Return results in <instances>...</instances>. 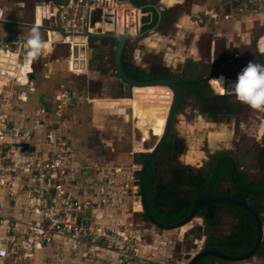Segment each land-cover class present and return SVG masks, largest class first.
Wrapping results in <instances>:
<instances>
[{
    "label": "crops",
    "instance_id": "0c3cea01",
    "mask_svg": "<svg viewBox=\"0 0 264 264\" xmlns=\"http://www.w3.org/2000/svg\"><path fill=\"white\" fill-rule=\"evenodd\" d=\"M48 1L50 0H46L43 3ZM67 1L63 0L62 4H66ZM124 1L126 9L130 10L132 6L141 9L142 12L149 15V17L142 19L144 20L142 24L149 25V27L146 31H143L141 28L139 33L135 34H141L137 38L138 41L148 36H144L148 30H153L149 34H152V36L161 34L159 36L163 44L169 43L172 45L177 43L181 53L177 54L175 52L176 56H173V58L175 57L173 60L176 63L188 61L193 64H190L191 67L189 69L192 74L189 77L174 75L178 77L176 79H179V77L180 79H187H182V82L198 78L200 82H204L205 78L210 77L212 78L210 84L217 87L214 79L224 76L226 77V81L230 82L231 85L236 80L230 79L229 81L227 79L231 71H234L238 76L240 71L250 61L264 64V0H254L253 2H249L248 0ZM40 4L36 3L34 5L32 18L35 6ZM119 4H121V0ZM0 12L2 13L0 26L10 27L9 29L13 33L7 38L5 36L6 33L0 31L2 36L0 40H9L17 35L26 36L30 34L32 29L31 22L5 20L4 9H1V6ZM154 17L156 23L150 26ZM166 26L170 28L161 32V29ZM185 36L191 39L188 45L191 48V54L189 52L184 54L183 52ZM254 40H257V42L255 43ZM128 42H126L124 49H126ZM250 46V49L254 52L251 53L254 55V58L249 54ZM124 49L122 54L123 62H125ZM53 50L54 48L50 52L37 57L42 64L44 62L47 63V74L45 76L43 74V77L41 76L43 80L41 79L40 81L38 73L33 70V74L30 75L33 76V78L30 77L31 83L22 88L25 92L24 99L15 100L12 106L5 107V114L10 121V126L17 130L21 128L30 130L31 137L26 142L29 146L27 151L33 152L34 155H39L42 158L48 157L55 149L48 140V135L55 137L58 134H62L63 138L73 146V158L70 165L75 168L74 175L72 176L74 182H67L63 187L67 195L78 199L87 208L85 217L88 220L103 224L133 221L143 233L144 239L140 244L141 256L143 258L167 264H186L195 252L205 247L207 240V233L205 232L207 231L204 220L198 216L191 223L183 226L184 228L181 227L170 231L156 229L147 223L142 214L138 182L135 185L131 184L124 176L125 174L132 173L138 181L136 174L138 172L140 155L144 154L147 156L146 153L149 152V148L153 145L154 139L158 135L157 130H161L164 123V119L158 117L155 113L147 112L146 114L149 115L146 116V120H150L149 123L153 121V124L158 125L150 127V131H147L146 129L149 126L144 129L146 126L144 117L138 114L136 117H138V121L142 125L136 126V130L134 123L136 122L134 121L135 110L132 105L137 103L146 104V94L143 92L150 90L165 91L164 95L166 99L170 98L172 100L171 95L166 94L168 88L162 87L164 90L136 89L121 83L118 86L120 88H114L112 91L115 94L114 97L117 98L108 99L109 101L100 104L98 103V98L94 96L104 93L106 88L105 83L109 79H113L115 83V79L110 76H103L95 70L94 72H88V74L85 72L86 75L83 74L87 79V83L84 86L79 85L78 82L71 79L62 80L61 83L57 82L59 78L57 81L53 78L49 80L47 78L52 76L50 74L53 69L50 67L51 63L47 59ZM203 50L205 52L204 56L202 55ZM164 56L167 58L169 53H165ZM88 57L90 58V52L88 53ZM35 64L36 62L34 61L33 68ZM200 64L215 65V68L212 69H215L216 73L199 76L198 73L201 72ZM39 73L42 74L41 71ZM115 76L117 77V75ZM213 76L217 77L213 78ZM208 80L207 82H209ZM91 83H96L98 91L95 92L89 89L88 85ZM124 87H127V90ZM62 89L76 92L75 102L64 106L58 116L49 115L46 118L41 117L48 120L50 124H43L37 128L33 127L32 121L38 115V110L44 106L51 107L54 96ZM8 90L9 87L6 88V91ZM138 90H143V92L140 94ZM185 90L187 89L183 88L179 91L182 97ZM218 93L221 94L219 89ZM41 96L43 98L40 101ZM103 100L105 99L101 101ZM127 109L129 110V114H126L125 118L128 117L126 120H129L132 126L129 135L130 147L126 151L115 152L112 141L101 137L105 129V119L100 110L120 113ZM132 110L133 121L131 118ZM240 110L241 108L233 111L232 114L210 115L206 111L202 112L200 108L198 115L190 120L180 122L184 128L183 133L176 135L177 138H172L176 149L173 147L167 151L162 149L147 174L150 208L159 221H164L165 223V219H168V212L174 207V205H169V197L171 198L172 194L178 196V189L181 190V193L187 192L189 188L199 190L201 181L208 177L211 168L210 164L214 157H220V159L214 164L213 169L216 165L219 166L223 162V159H228V162L231 164V174L233 175L236 172L241 182L249 187L246 189L248 195L243 202L260 209L261 211H258L262 212L261 216L264 218V120L261 119L259 122H256V119H251L254 122L251 124L253 135L247 134V137H251L252 145H258V148L255 153L254 150H251V153L247 154L244 149H239L236 145V137L238 138V131L240 130L238 129L239 126L233 125L231 120L232 118L235 119L234 113ZM153 115L155 118H152ZM205 117L208 119L205 120ZM220 119H226L227 123L220 121ZM161 121L163 122L162 126L160 125ZM242 121L238 119L240 129H243L244 123ZM177 127L181 126L177 125ZM93 132L97 133L99 141L95 145L86 144L88 136ZM155 134L156 136H153ZM138 142L142 143L145 151H138ZM1 143H3L4 147L0 148V157H5L8 160L17 157L16 145L10 144L9 140L1 141ZM100 144L103 145V151L105 152L101 151ZM168 152L172 153L168 158L170 172L167 180H161L157 177L155 170L157 169L158 161ZM113 172L114 174L110 175ZM196 172L199 174L198 178L184 175ZM249 173H254L253 175L250 174L252 178L249 176ZM211 174L212 172L209 177H211ZM232 175L228 177L224 176L221 183L214 190L212 189L213 192L215 194L235 196L236 192L240 189H237L235 186ZM104 177L112 178L116 183L128 184L129 187L126 190H122L119 198H116L112 204L102 208L89 206L91 202L89 197L96 192L94 185L98 184ZM180 178L186 181L185 185L182 186L177 183L180 181ZM223 181L227 183L226 186L228 188L226 190H222ZM55 183L56 179L54 176L46 178L41 183L42 188L47 192L43 200L30 198L32 183L28 175L22 172L18 173L14 183L16 194L14 197H10L5 191L0 190V237L7 238L19 234L32 239L33 231L37 230V226L42 223L43 219L41 215L33 213L29 207L44 209L52 204H58L60 202L58 198L49 195L50 193L54 194L53 186ZM83 189H86L87 192H84ZM246 198H251V201H247ZM261 244L263 247L262 252L247 261L224 262L211 258L205 259L199 264H264V235ZM24 264H118V256L114 251L105 247L55 236L52 243L35 250L32 258Z\"/></svg>",
    "mask_w": 264,
    "mask_h": 264
},
{
    "label": "built area",
    "instance_id": "2783aa9c",
    "mask_svg": "<svg viewBox=\"0 0 264 264\" xmlns=\"http://www.w3.org/2000/svg\"><path fill=\"white\" fill-rule=\"evenodd\" d=\"M117 8V0H68L66 4L61 5L48 1L35 6L31 26L39 29L46 43L42 54L50 52L55 45H63L68 53L67 70L74 75L83 73V70L73 68V61H79L80 58L74 59L72 51L74 47L79 46L89 50V38L83 35L85 30L92 33L117 32L129 36L141 30L143 26L141 20L146 18L147 14L131 6L130 22L126 17L128 9H124L123 16L119 18ZM1 16L0 12V18ZM95 18L99 19L94 20ZM100 24L109 27H100ZM28 36L17 35L9 40H0V148L4 147L1 141L9 140L10 144L16 145L18 152L17 157L12 160L0 157V190L14 197L16 195L14 183L18 173L22 172L28 175L32 183L30 198L43 200L47 192L41 183L46 178L54 176L56 179L53 186L54 194L49 195L56 196L60 202L44 209L29 207L33 213L41 215L42 223L33 231L32 239L19 234L7 238L0 237V249L6 253L0 256V264H24L32 258L35 250L52 243L55 236L108 248L117 254L118 264H167L147 260L141 256L140 244L144 239L143 233L133 221L103 224L88 220L85 217L87 208L78 199L66 194L63 185L74 182L72 176L75 168L70 165L73 146L62 134L55 137L48 135V140L55 149L46 158L34 155L30 151L20 154L19 144L29 141L31 131L11 127L4 109L12 106L15 100H23L25 92L22 88L31 83L30 75L33 74L34 60L27 57V50L24 47ZM84 61L88 63L86 55ZM43 66L46 67L47 63L44 62ZM166 94L172 97L169 89ZM76 96V92L72 90H60L54 96L51 107L44 106L38 110V115L32 121L33 127L50 124L41 117L60 115L64 106L75 102ZM131 118L133 121V110ZM20 157H23V162L18 163ZM113 174L114 172L110 175ZM124 176L131 184L135 185L138 182L132 173ZM128 187V184L116 183L112 178L104 177L94 185L96 192L89 197L91 200L89 206L102 208L112 204L119 198L122 190ZM84 192H87L86 189Z\"/></svg>",
    "mask_w": 264,
    "mask_h": 264
},
{
    "label": "rangeland",
    "instance_id": "374dc122",
    "mask_svg": "<svg viewBox=\"0 0 264 264\" xmlns=\"http://www.w3.org/2000/svg\"><path fill=\"white\" fill-rule=\"evenodd\" d=\"M46 0H1L0 6L1 9H4V17L5 20H15L19 22L21 21H29L32 19V10L34 5L37 4H42ZM56 5H61L63 3V0H50ZM120 0H117V5H118V17L120 18L122 15V12L124 9H126V5L124 4L125 1L121 0V4H119ZM124 2V3H123ZM126 17H128L129 21L132 22V17L130 16V11H126ZM3 18V17H2ZM99 18H95L94 20H98ZM144 20H141V23H143ZM201 26V24L199 23ZM106 26L107 28L109 27L108 25L100 24V27ZM0 31L2 33H6V37L9 38V35H12L11 30L9 29L10 27L8 26H0ZM169 26H166L165 28L161 29V32H163L166 29H169ZM167 33V32H164ZM161 35V34H159ZM152 36V34H148L147 37L144 39L138 41V39L129 41L126 45L125 51V63L127 66H136L137 68L141 69L142 71L148 73V74H159L162 75L166 72H169L171 75H182L183 77H189L192 73L191 70L189 69L191 67V63L188 61L182 62V63H176L174 61L173 56H176L177 54H180L179 47L177 46V43L174 44H163L161 41L160 36ZM0 37L1 34H0ZM258 39V38H257ZM137 40V41H136ZM191 39L189 37L185 36L184 37V54L189 52L191 54V48L188 46L189 42ZM255 43L257 40H254ZM254 43V44H255ZM115 41H106V42H100L98 39H93L89 38L88 40V48L90 52V58L88 59V70L83 71V73H80L79 75H74L73 73L69 72L66 68V60H67V49L63 45H55L53 52L50 54V57L47 59L51 65L50 67L53 69L51 77H46L47 79H54L58 80V83L63 80L71 79L74 80L75 82H78L79 85H86L87 79L86 76H83V74H88V72H94L95 70L99 72L101 75L105 76H110L115 79V83L113 79H109L105 83V91L104 93L97 94V96H94L95 98H98V103H104L109 101L108 99H115L117 97H114V93L112 92L114 88H120V84L122 83L118 77H116L115 69H114V49H115ZM204 48V47H202ZM251 46L249 47V49ZM177 50V51H176ZM179 50V51H178ZM108 51V52H107ZM176 52V53H175ZM165 53H169V56L167 58L164 56ZM254 53L253 50L250 49L249 54ZM205 52L204 50L202 51V55L204 56ZM220 56V55H219ZM254 58V55H250ZM165 57V59H163ZM167 59V60H166ZM46 60V61H47ZM36 62L34 71L38 73V78L41 81L43 74L44 76L47 74V69L46 67L43 66V64L40 62L39 59L34 60ZM249 63V62H248ZM191 64V65H190ZM43 66V67H42ZM196 68V67H195ZM201 72H197L199 76H203L205 74H210V73H216L215 65H202L200 64ZM41 71L42 74L39 72ZM200 71V70H199ZM196 73V74H197ZM85 74V75H86ZM195 74V75H196ZM42 76V77H41ZM80 76V77H76ZM116 77V78H115ZM217 77V76H216ZM224 77V76H223ZM210 80L212 78H209ZM227 79L230 81V79H237V74L233 71H231L227 77ZM43 80V79H42ZM119 80V81H117ZM210 80H208V85L209 87L205 89L206 95H224V94H219L218 93V88L215 85L210 84ZM96 84V83H95ZM93 84L94 86H96ZM60 85V84H58ZM78 85V86H79ZM230 82L226 81V77H224V87L227 89L229 88ZM113 87V88H112ZM125 90H127V87H124ZM185 93L183 94L182 101L180 103V106L178 110L175 113L174 117V122L173 126L171 129V133L169 136V139L172 140V138H177L176 135L182 134L183 133V126L180 124V122H184V120H190L196 115H198V111L200 109L198 102L195 100L194 94L191 92L189 88H186ZM217 91V92H216ZM138 92L141 94L143 90ZM120 93V92H119ZM146 94V104H141L137 103L134 106V122L135 123V129L137 130L136 126L142 125L138 121V117H136L138 114L144 117L145 120V128L149 126L146 130L150 131V127H155L158 126L157 124H153V121L151 123L150 120H146V116L149 114H146L147 112H153L155 115L158 117L164 119V124L165 120L167 117V110L170 102V98L166 99L165 97V91L162 90H153V91H145L143 92ZM109 94V95H108ZM227 94V93H226ZM225 94V95H226ZM112 97V98H110ZM234 99L239 101L235 95H233ZM102 99H105L101 101ZM242 104V108L240 111L234 113L235 114V119L232 118V124L237 127L239 126V134L236 145L238 146L239 149H244L247 154L251 153V150L255 151L258 148V145H252V139L251 137H247V134L253 135L252 132V126L251 124L254 123L251 121V119H256V122H259L261 119L264 120V110H257L251 108L249 105L239 101ZM101 113L103 114V117L105 119V129L102 133L101 137H104V139H109L112 141V146L115 149V152H121V151H126L128 147H130V133H131V124L129 120H126L125 115L129 114V110H124L123 112H113V111H103L100 110ZM160 113V114H159ZM140 116V117H141ZM155 118L153 115L152 118ZM151 118V119H152ZM208 118L205 117V120ZM219 119V118H218ZM234 119V120H233ZM238 119L242 121L243 124V129H240V124H238ZM153 120V119H152ZM220 121L227 123V120L225 119H220ZM235 121V122H234ZM144 124V123H143ZM163 124V125H164ZM177 125L181 127H177ZM186 128V126H185ZM164 129V126L162 127V130ZM243 130V131H242ZM187 131V130H186ZM185 131V132H186ZM256 131V129H255ZM254 131V133H255ZM243 134H242V133ZM129 133V134H128ZM153 136H156L153 135ZM168 139V140H169ZM86 144L89 145H95L99 141L97 137V133H91L90 136H88L86 140ZM248 146V147H246ZM101 151H103V145L100 144ZM138 151H145L144 147L142 146L141 142H138ZM74 149V148H73ZM131 150V149H130ZM240 151V150H239ZM105 152V151H103ZM172 153H165L164 156L162 157L161 160L158 161L157 163V169L155 170L157 177L161 180L168 178L169 176V162L168 158L171 156ZM140 169V165L137 168V171ZM248 173V171H246ZM175 174V173H174ZM252 173H249V176ZM185 176H194V178H198L199 174L198 172L192 173V174H184ZM195 180V179H194ZM252 180V179H251ZM223 187L222 190H226L228 188L227 183L223 181ZM178 196L172 194L171 198L169 197L170 204L169 205H176L177 202H179L184 194L181 193V190L178 189ZM176 196V197H175ZM247 201H251V198H246ZM232 212L228 210L225 207H222L218 209L217 215H218V222L216 224V227L213 229V231L210 232L211 236H213V233L217 236L216 238H221L224 239L228 236H234L236 233L239 231L238 227V221H235L232 218ZM262 223L264 222V218L261 216ZM148 223V222H147ZM149 224V223H148ZM263 232H264V227H263ZM206 233V232H205ZM264 235V234H263ZM61 258V257H60Z\"/></svg>",
    "mask_w": 264,
    "mask_h": 264
},
{
    "label": "water",
    "instance_id": "95a60500",
    "mask_svg": "<svg viewBox=\"0 0 264 264\" xmlns=\"http://www.w3.org/2000/svg\"><path fill=\"white\" fill-rule=\"evenodd\" d=\"M6 24H12V25H21V24H15V23H9V22H2ZM34 26H31L33 28ZM87 38H93V39H110L114 40L116 42L115 49H114V69L117 77L119 80L132 88H145V87H164L168 88L172 92V100L168 108L167 117L165 120V126L163 130V134L159 140V142L156 144V146L153 148L152 151L147 152V156L143 163L140 166V169L138 170V187L140 192V205L142 214L144 215L146 221L155 227L158 230L161 231H170V230H176L179 229L189 223H191L194 219H196L201 212L203 208H205L208 205L211 204H223V205H230L235 206L245 213H247L253 220L255 227H256V238L255 242L252 246V248L243 254H237L232 255L229 253H226L222 250H216V249H202L195 252V254L190 257L186 264H199L201 261L205 259H216L218 261H224V262H243L247 261L250 258L254 257L259 249L260 245L263 239V223L261 219V213L251 207L246 202H243L233 196L230 195H224V194H215L212 190V183L214 179L215 174V168L214 167L211 177L209 179L208 185L205 189L198 192L194 200L192 201L187 214L180 220L173 222V223H164L159 221L154 214L151 211L150 208V193L148 191L147 187V174L150 170V167L152 166L153 162L159 155V153L164 148L166 142L169 139L171 129L174 122L175 113L177 110L178 102H179V89L177 87V83L182 82V79H160V80H149L146 82H136L131 81L128 79L121 68V61H122V54L123 49L125 47L126 42L135 40L141 36V34L135 35V36H129L126 34H120L117 32H105V33H92L88 32L87 30L84 31L83 34ZM89 51L85 50V47L79 46L74 47L72 51V55L74 59L80 58L79 61L74 60L73 61V68L74 69H81L83 71H86L88 67L87 61H84L85 55L88 57ZM33 78V76H30ZM43 96H41L40 101L42 100ZM20 147V153L23 154L25 151L29 149V146L27 143H21L19 144ZM234 169V167H233Z\"/></svg>",
    "mask_w": 264,
    "mask_h": 264
},
{
    "label": "trees",
    "instance_id": "16d2710c",
    "mask_svg": "<svg viewBox=\"0 0 264 264\" xmlns=\"http://www.w3.org/2000/svg\"><path fill=\"white\" fill-rule=\"evenodd\" d=\"M137 6V5H134ZM138 7V6H137ZM156 23V19L154 17L152 23L150 26H153ZM149 27V25H143L142 30L146 31V29ZM100 42H106L109 41L108 39H98ZM89 67H87L88 69ZM121 68L124 73V75L130 79L131 81H136V82H146L149 80H160V79H176L178 78L177 76L169 74V72H166L162 75L159 74H148L141 69L137 68L136 66H127V64L123 61H121ZM90 70V68H89ZM215 77V76H213ZM210 78V77H209ZM209 78H205L204 82H200L199 78L194 79V80H188L185 82H180L177 83V87L180 90L183 88H189L191 92L195 95L196 100L198 104L200 105V108L202 112H207L210 115H215V114H232L233 111L242 108V105L239 101L235 100L233 95L230 94H224V95H213L209 96L206 95L205 89L209 87L207 80ZM180 79V77H179ZM183 80H187L185 78H181ZM89 89L92 91H98L96 86L93 85V83L89 84ZM91 86V87H90ZM180 93V92H179ZM182 101V95L180 93L179 97V102L177 106V110L180 106V103ZM213 102V103H211ZM175 148L174 143L172 140H168L163 148V150L167 151L171 148ZM176 149V148H175ZM146 155L142 154L140 155V161L138 162L139 165L142 164V162L145 160ZM220 159V157H214L211 161V168L208 174V177L205 180L201 181V186L199 190H193L191 188L188 189V191L183 192L184 196L183 198L177 202V204L170 209L168 212V219H165V223H173L175 221H178L182 219L188 212V209L198 194L200 190H203L207 187L209 179H210V173L212 172L211 170L213 169L214 164ZM138 161V160H137ZM223 162L217 166L215 174H214V179H213V184H212V189L216 188L224 176L228 177L231 174V164L228 162V159H223ZM230 161V160H229ZM138 176V172L136 174ZM233 181L235 183V186L237 189H240L239 191L236 192V195L233 196L241 201H245V197L248 195L247 190L249 187L245 186L243 182H241L239 175L235 172L232 175ZM177 183L181 184L182 186L186 184V181L182 178H180V181ZM254 209L261 211L260 209H257L255 206L251 205ZM225 207L230 212H232V218L235 221H238V227H239V232L236 233L234 236H228L224 239L221 238H216L217 236L213 233V236H211L210 232L213 231V229L216 227V224L218 222V209ZM262 213V212H260ZM204 220L205 223V229L207 233V240L204 249H216V250H222L226 253L232 254V255H237V254H243L248 252L256 238V227L255 224L252 220V218L242 211L241 209L235 207V206H230V205H223V204H211L206 206L201 210V212L198 215ZM164 222V221H163ZM262 244L261 248L259 250V253L262 252Z\"/></svg>",
    "mask_w": 264,
    "mask_h": 264
},
{
    "label": "clouds",
    "instance_id": "9594fccd",
    "mask_svg": "<svg viewBox=\"0 0 264 264\" xmlns=\"http://www.w3.org/2000/svg\"><path fill=\"white\" fill-rule=\"evenodd\" d=\"M29 59H36L42 54L46 47L41 33L37 27H33L28 38L24 43ZM221 94L235 95L236 98L249 105L253 109L264 110V64L249 62L237 76V79L229 88L224 87V77L214 79ZM23 162L20 157L18 163ZM3 249H0V256L5 255Z\"/></svg>",
    "mask_w": 264,
    "mask_h": 264
},
{
    "label": "bare ground",
    "instance_id": "6f19581e",
    "mask_svg": "<svg viewBox=\"0 0 264 264\" xmlns=\"http://www.w3.org/2000/svg\"><path fill=\"white\" fill-rule=\"evenodd\" d=\"M212 80V79H211ZM211 80H210V82H211ZM137 89V88H136ZM141 89H163L162 87H145V88H141ZM164 90V89H163ZM136 104H133L132 105V107L134 108V106H135ZM162 121H161V123H160V125L162 126ZM164 124V123H163ZM163 126H165V124L163 125ZM164 130V129H163ZM163 130L161 129V130H157V133H158V135L156 136V138L154 139V143H153V145L149 148V152L150 151H152L153 150V148L156 146V144L159 142V140H160V138H161V136H162V134H163ZM184 228V227H183Z\"/></svg>",
    "mask_w": 264,
    "mask_h": 264
},
{
    "label": "flooded vegetation",
    "instance_id": "af4514ba",
    "mask_svg": "<svg viewBox=\"0 0 264 264\" xmlns=\"http://www.w3.org/2000/svg\"><path fill=\"white\" fill-rule=\"evenodd\" d=\"M149 15H147V17H148ZM151 32H153V30H148V32H146V34L144 35V36H146V35H148L149 33H151ZM216 77V76H215ZM214 78V77H213ZM170 194H172L171 192H170Z\"/></svg>",
    "mask_w": 264,
    "mask_h": 264
}]
</instances>
